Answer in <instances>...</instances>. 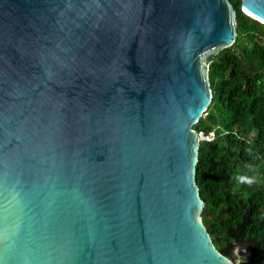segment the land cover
Listing matches in <instances>:
<instances>
[{
    "label": "water",
    "instance_id": "1",
    "mask_svg": "<svg viewBox=\"0 0 264 264\" xmlns=\"http://www.w3.org/2000/svg\"><path fill=\"white\" fill-rule=\"evenodd\" d=\"M264 23V0H241ZM229 0H0V264H234L193 129Z\"/></svg>",
    "mask_w": 264,
    "mask_h": 264
},
{
    "label": "trees",
    "instance_id": "2",
    "mask_svg": "<svg viewBox=\"0 0 264 264\" xmlns=\"http://www.w3.org/2000/svg\"><path fill=\"white\" fill-rule=\"evenodd\" d=\"M229 1L237 34L208 65L211 102L193 129L210 138L199 142L196 184L217 250L230 257L246 243L238 264H264V23Z\"/></svg>",
    "mask_w": 264,
    "mask_h": 264
},
{
    "label": "rangeland",
    "instance_id": "3",
    "mask_svg": "<svg viewBox=\"0 0 264 264\" xmlns=\"http://www.w3.org/2000/svg\"><path fill=\"white\" fill-rule=\"evenodd\" d=\"M245 258L243 252L240 250V248L238 249L237 247V252L235 253L232 261L234 264H238L241 260H243Z\"/></svg>",
    "mask_w": 264,
    "mask_h": 264
},
{
    "label": "clouds",
    "instance_id": "4",
    "mask_svg": "<svg viewBox=\"0 0 264 264\" xmlns=\"http://www.w3.org/2000/svg\"><path fill=\"white\" fill-rule=\"evenodd\" d=\"M246 182L249 183V184H251V183L254 182V180L253 179H248Z\"/></svg>",
    "mask_w": 264,
    "mask_h": 264
},
{
    "label": "built area",
    "instance_id": "5",
    "mask_svg": "<svg viewBox=\"0 0 264 264\" xmlns=\"http://www.w3.org/2000/svg\"><path fill=\"white\" fill-rule=\"evenodd\" d=\"M211 135V134H210ZM210 138V136H207V139H209Z\"/></svg>",
    "mask_w": 264,
    "mask_h": 264
}]
</instances>
